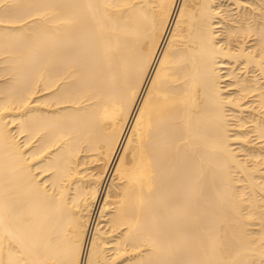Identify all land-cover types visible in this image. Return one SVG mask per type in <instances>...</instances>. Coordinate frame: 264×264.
<instances>
[{"label": "bare ground", "instance_id": "6f19581e", "mask_svg": "<svg viewBox=\"0 0 264 264\" xmlns=\"http://www.w3.org/2000/svg\"><path fill=\"white\" fill-rule=\"evenodd\" d=\"M0 264H264V0H0Z\"/></svg>", "mask_w": 264, "mask_h": 264}]
</instances>
